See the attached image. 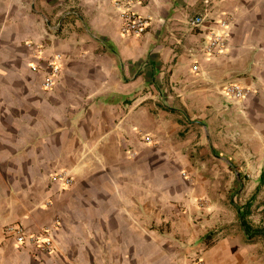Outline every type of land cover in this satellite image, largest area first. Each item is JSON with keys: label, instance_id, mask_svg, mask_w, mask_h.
Instances as JSON below:
<instances>
[{"label": "crops", "instance_id": "1", "mask_svg": "<svg viewBox=\"0 0 264 264\" xmlns=\"http://www.w3.org/2000/svg\"><path fill=\"white\" fill-rule=\"evenodd\" d=\"M119 1L0 0V264H264V227L228 207L235 165L214 153L242 137L264 152V0H131L142 35L121 31Z\"/></svg>", "mask_w": 264, "mask_h": 264}, {"label": "built area", "instance_id": "2", "mask_svg": "<svg viewBox=\"0 0 264 264\" xmlns=\"http://www.w3.org/2000/svg\"><path fill=\"white\" fill-rule=\"evenodd\" d=\"M131 0L126 1L125 8L121 10L119 14L120 29L123 33L142 35L145 33L150 24L152 18L148 15H143L138 12L133 11L130 8ZM115 5L119 8L123 6L122 2L116 0ZM204 21L203 16H195L190 20V24L194 27L199 26ZM220 27L223 31H213L211 32V37L208 40L206 50L208 53H218L222 51L226 46V41L228 39V20L224 19L220 21ZM41 47L38 46V50ZM61 54H54L47 62L49 72L46 74L43 81V86L45 88H51L55 84V79L57 74L60 72V66L58 64V59ZM31 68L35 71L39 69V65L34 63ZM193 69L197 71L199 69L198 64H194ZM225 94L230 98L243 99L250 93V89L247 86L242 85L239 82H229L223 86ZM146 142L155 143L154 139L150 135L144 137ZM52 179L54 182L58 183L60 188L67 187L73 184V175L69 170H61L52 174ZM8 231L14 236L17 244H24L25 242H30L36 244L40 249L48 252H54L56 245L52 234H48L45 230L41 232H34L28 234L26 230L22 227H11ZM193 264H203L201 260L195 261Z\"/></svg>", "mask_w": 264, "mask_h": 264}, {"label": "rangeland", "instance_id": "3", "mask_svg": "<svg viewBox=\"0 0 264 264\" xmlns=\"http://www.w3.org/2000/svg\"><path fill=\"white\" fill-rule=\"evenodd\" d=\"M218 140L216 138L214 141L218 142ZM224 145L225 148L217 147L214 153L232 159L235 165L236 170L233 173L235 182L233 181L228 189L230 194L228 207L242 209L251 199V212L244 220L253 226L257 224L264 227V181L257 185L261 181V175L264 176V152H258L251 139L246 137L238 138L235 143L227 142Z\"/></svg>", "mask_w": 264, "mask_h": 264}, {"label": "trees", "instance_id": "4", "mask_svg": "<svg viewBox=\"0 0 264 264\" xmlns=\"http://www.w3.org/2000/svg\"><path fill=\"white\" fill-rule=\"evenodd\" d=\"M260 178H262V179H264V176L263 175H261V177ZM263 182V181H262ZM259 187V186H258ZM251 206H252V200L250 199V200H248L247 202H246V204H245V206L241 209H238L239 210V213H240V217L242 218V219H244L247 215H249L250 214V212H251ZM245 220H243V222H244ZM244 225H245V223H244ZM246 229L248 230V228L246 227Z\"/></svg>", "mask_w": 264, "mask_h": 264}]
</instances>
